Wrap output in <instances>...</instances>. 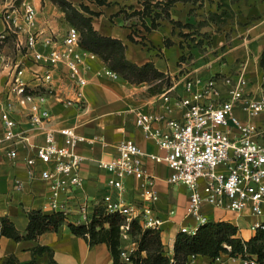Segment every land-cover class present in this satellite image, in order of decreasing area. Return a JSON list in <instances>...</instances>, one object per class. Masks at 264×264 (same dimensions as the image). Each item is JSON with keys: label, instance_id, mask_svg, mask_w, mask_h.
I'll return each instance as SVG.
<instances>
[{"label": "crops", "instance_id": "obj_1", "mask_svg": "<svg viewBox=\"0 0 264 264\" xmlns=\"http://www.w3.org/2000/svg\"><path fill=\"white\" fill-rule=\"evenodd\" d=\"M0 0L2 9L11 2ZM35 7L37 23L45 36L63 35L67 27L65 11L52 0H27ZM79 13L90 20L93 29L104 37L119 40L125 47V59L143 67L151 65L160 77L130 81L123 75L113 79L99 75L107 65L99 56L86 60L84 75L88 80L85 88L84 108L65 107L50 101L52 125L56 129L74 127L87 138L100 137L104 141L94 144L81 143L76 151L82 156L80 174L84 178L82 189H77L67 199L68 222L75 223L78 206L87 199L95 213L103 207L102 198L111 195L114 200L139 203L137 183L133 178L125 180L124 191L108 185L111 174L100 166L118 155L117 145L122 139H131L147 153L164 155L154 141L146 139L136 125L137 113H155L167 118H179L181 109L176 100L185 95L187 79L205 82L211 77L219 79L223 99L229 97V85L225 79L244 77L247 94L259 95L264 87V69L261 65L264 52V0H67ZM70 23V22H69ZM71 24V23H70ZM4 28L0 18V30ZM7 57H14L15 36H9L2 45ZM167 93L170 101H164ZM171 111L168 112L167 108ZM243 122L255 125L260 134L257 141L264 144V117L249 118L238 106L235 110ZM22 120V116L18 117ZM154 128L165 130V123ZM2 134L0 110V135ZM34 142L44 143L42 135H34ZM62 143V135L56 133ZM26 152L20 150L19 158L12 162L6 151L0 148V216H8L16 229L25 232L29 224L28 213L49 209V182L36 177L29 180ZM147 170L157 178L159 200L154 205L155 214L163 220L162 241L169 256L174 253V241L179 231L194 221L186 216L189 192L184 186L167 183L170 169L165 163L145 161ZM24 182L23 191H15L14 180ZM173 212V213H172ZM210 220L228 221L238 227L239 236L248 241L254 233L250 224L255 219L250 210L237 214L225 209L205 206ZM52 250L57 264H114L113 256L105 243L90 246L87 240L71 232L67 225L57 232H47L38 239L15 241L0 237V264L8 257L14 264H27L36 258V264H51L48 251L35 253L38 247ZM121 248L125 252L137 249L132 235L123 229ZM143 256L146 254L143 253ZM121 261L125 264L124 259ZM188 264H243L241 257L227 254L219 260L205 256L192 257Z\"/></svg>", "mask_w": 264, "mask_h": 264}, {"label": "built area", "instance_id": "obj_2", "mask_svg": "<svg viewBox=\"0 0 264 264\" xmlns=\"http://www.w3.org/2000/svg\"><path fill=\"white\" fill-rule=\"evenodd\" d=\"M37 16L27 0L8 3L1 12L4 28L0 30V148L12 162L18 160L20 150L26 152L28 179L40 177L49 182V209L68 220L67 199L84 185L80 174L82 156L76 149L81 143L94 144L104 139L87 138L74 127L54 128L48 105L53 100L65 107L84 108L86 60H95L98 55L83 48L76 26L67 21L63 35L45 36L38 28ZM13 35L16 54L10 58L3 53L2 45ZM98 74L119 78L107 65ZM225 83L229 85L227 99L222 98L216 77L203 83L187 79L185 95L175 102L182 111L179 118L137 113V127L146 139L165 151L164 155L147 153L133 140L122 139L117 145L118 155L100 162L112 175L108 180L110 187L124 191L128 178L137 183L139 203L114 200L111 195L102 198L107 214L125 218L122 231L128 229L131 221H138L143 228H162L163 220L154 211L159 200L157 178L145 164L150 159L168 165V185L184 186L189 192L186 216L194 225L182 231L194 234L207 223L210 218L203 208L210 206L237 214L248 209L255 218L250 230L254 235L264 233V144L257 141L258 128L243 122L235 112L239 106L251 119L264 117V87L255 96L246 93L248 82L244 77L227 78ZM163 99L170 101L167 93ZM167 110L170 112V107ZM156 123H165V130L155 129ZM56 133L62 135V143ZM36 134L42 135L44 143L34 142ZM13 188L23 191L24 182L16 178ZM91 208L87 199L83 200L74 224L89 225L95 214ZM133 252L123 251L121 257L126 263H131ZM242 263L259 264L253 255L242 258Z\"/></svg>", "mask_w": 264, "mask_h": 264}, {"label": "trees", "instance_id": "obj_3", "mask_svg": "<svg viewBox=\"0 0 264 264\" xmlns=\"http://www.w3.org/2000/svg\"><path fill=\"white\" fill-rule=\"evenodd\" d=\"M52 1L65 11L69 22L80 30L83 48L96 53L110 69L130 81L161 76L151 65L138 67L128 62L125 59L123 43L98 34L90 20L79 13L67 0ZM67 10H71L74 19L69 17ZM261 65L264 69V52ZM28 217L29 224L26 231L20 232L8 216H0V237L5 236L15 241L38 239L44 233L57 232L67 225L73 234L85 238L90 246L99 243L107 244L114 264H125L121 261L123 253L121 235L125 218L119 214H107L104 207H97L89 225L70 223L59 212L44 214L41 210H31ZM128 226L127 232L132 235L137 244V249L130 255L131 264H188L192 257L205 256L216 260L223 254L234 258L253 255L257 257L259 264H264V233L258 232L246 241L239 236L238 227L228 221L209 220L194 234L179 231L174 241L172 256L165 251L160 230L143 228L138 221H131ZM45 251H48L51 256V264H57L52 259L53 252L50 248L41 246L35 250V253L41 254ZM143 253L146 255L143 256ZM15 262L14 258L8 257L2 264ZM36 263L34 258L27 264Z\"/></svg>", "mask_w": 264, "mask_h": 264}, {"label": "rangeland", "instance_id": "obj_4", "mask_svg": "<svg viewBox=\"0 0 264 264\" xmlns=\"http://www.w3.org/2000/svg\"><path fill=\"white\" fill-rule=\"evenodd\" d=\"M19 1H20V0H18V2H19ZM67 12H68V14H70L69 17H71L72 19H74L73 16H72V14H71V13H72L71 10H67ZM71 18H70V19H71ZM74 24H75V22H74ZM75 25H76V24H75Z\"/></svg>", "mask_w": 264, "mask_h": 264}]
</instances>
